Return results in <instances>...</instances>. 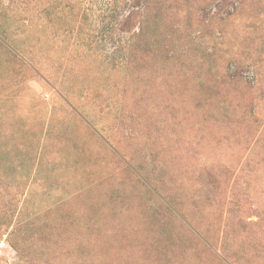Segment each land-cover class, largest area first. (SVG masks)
I'll list each match as a JSON object with an SVG mask.
<instances>
[{
  "label": "rangeland",
  "instance_id": "374dc122",
  "mask_svg": "<svg viewBox=\"0 0 264 264\" xmlns=\"http://www.w3.org/2000/svg\"><path fill=\"white\" fill-rule=\"evenodd\" d=\"M0 264H264V0H0Z\"/></svg>",
  "mask_w": 264,
  "mask_h": 264
}]
</instances>
